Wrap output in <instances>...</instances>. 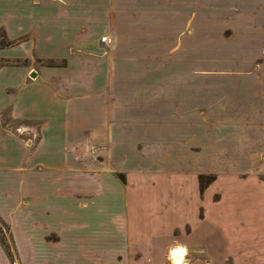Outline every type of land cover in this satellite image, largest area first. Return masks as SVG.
<instances>
[{
    "label": "crops",
    "instance_id": "obj_1",
    "mask_svg": "<svg viewBox=\"0 0 264 264\" xmlns=\"http://www.w3.org/2000/svg\"><path fill=\"white\" fill-rule=\"evenodd\" d=\"M0 31L10 42L0 47V58L5 60L0 65V172L7 180H0V186L5 185L8 190L7 201L2 203V213L9 219L12 216L16 242L18 236H29L31 229V235L35 233L36 237L48 243L44 234L55 232L62 236L66 225L56 222L58 226H47L35 213L45 209L43 205L57 208L77 197L94 193L93 187H89L90 180L94 179L86 176L84 170L90 164L86 158H82L78 165L79 160H73L69 149L82 143V133L95 130L102 136L106 130L113 153L119 156L121 146L132 145L134 140V134L131 142V138H121V130H128L125 132L127 136L140 129L146 131L151 128L152 114L157 108L160 109V117L162 113L170 112L162 104L161 95L155 109L148 105L146 99L150 96L146 94L150 90L147 88L132 89L129 85L131 89L126 91L105 90L104 77L88 73L87 67L94 62L103 66V59L90 57L100 52V38L106 35V44H111L113 39L118 50L198 49L200 43L207 44L209 48L264 50V0H0ZM14 59L19 62L8 63ZM43 60H61L63 63H39ZM263 64L264 59L261 73L243 75L241 84L233 81L234 84L229 89L227 87L224 96L228 99L224 104L214 102L213 106L209 105L212 109L209 112L230 114L231 121L224 124L242 130L240 140H245L246 145L258 146L262 143L260 138L264 136ZM174 106L177 107L174 113H184L183 106ZM155 121L159 124V121ZM25 124H29L27 127L31 129L34 125L40 132L39 140L30 147L25 144L23 135ZM18 126L21 134L17 131ZM207 145L213 147L215 142H208ZM206 155L208 160H226L217 158L212 150ZM223 156L227 157V153ZM181 159L176 154L173 160L180 162ZM98 170L101 174H97L98 179L94 181L99 182V190L105 191L108 187L103 185L104 176H113L102 169ZM128 176L135 177L134 174L133 177L131 174ZM136 177L140 182L142 176ZM175 177L178 178V175ZM170 178L173 179L172 176ZM137 184L141 183L128 181L123 187L125 198L129 190L140 187ZM251 186L264 189V185ZM204 189L201 191L198 188L200 193ZM11 191L17 192L14 198ZM184 192V189L175 192V196H178L176 203L172 200L173 195H170L173 192L168 191L158 193L145 204V211L148 206L152 207L149 217L159 222L158 229H146L135 223L131 231L126 202V237L136 235L133 242L148 243L149 251L145 248L144 257L149 259L150 254H156V260L150 264L164 263L166 251L175 246L173 242L177 236L173 234V228L183 223L185 210L194 209V202H190L191 206H188L189 203L183 204L181 195ZM147 194L144 192L142 195L145 197L142 198L146 199ZM50 197L51 203L46 202V198ZM158 197L162 198V202H167V206L161 205ZM18 199L22 201L21 204ZM205 208V217L193 223L197 225L196 229L200 228L199 232L215 233L213 230L219 226L217 222L229 213L212 215ZM28 210L29 214L26 213ZM61 211L71 212L68 208ZM116 212L112 220L113 236L120 230L121 216L119 211ZM173 215L177 217L176 221L172 220ZM14 217L16 219L13 220ZM224 226H219L221 232L215 234L227 244V235L224 238L223 235L228 231ZM241 228L242 232H246L244 227ZM235 229V233L240 232V227ZM251 229L254 231L256 228ZM156 230L160 231L159 236H155L158 235L155 234ZM228 235L235 236L231 231ZM227 246L223 250L232 252L240 264H264V249L255 244L246 246L239 239L233 246L235 249L229 250ZM220 253H214L218 257L215 264H221ZM192 264L201 263L195 261Z\"/></svg>",
    "mask_w": 264,
    "mask_h": 264
},
{
    "label": "rangeland",
    "instance_id": "obj_2",
    "mask_svg": "<svg viewBox=\"0 0 264 264\" xmlns=\"http://www.w3.org/2000/svg\"><path fill=\"white\" fill-rule=\"evenodd\" d=\"M9 43L0 31V47ZM100 43V52L90 57L103 59V66L95 65L94 62L87 67V71L89 74L104 77L105 90L126 91L131 89L129 85L132 89L147 88L151 92L146 94L150 96L146 99L148 105L155 109L159 105L161 95L162 104L166 105L170 112L162 113L160 117V109L157 108L152 114V119L150 118L151 128L146 131H130L132 135L130 133L131 136H127L125 132L128 130H121V138H131V142L134 134V140L132 145L130 143L128 146H121L119 156L114 155V150L109 144L110 137L105 134L106 130L102 136L95 130L82 133V143L69 147L73 160L86 158L90 167L88 171L84 169L85 174L94 180L98 179L97 174H101L98 169L111 173L113 177L104 176L103 185L108 187L105 191L99 190L98 181L90 180L89 187H93V194L77 197L57 208L43 205L45 209L35 213L47 226H58L56 222H64L66 225L65 231L61 232L62 236L55 232L44 234L48 243L39 239V236L36 237L35 233L31 235V229L29 236H18L16 242L17 233L12 230L15 229L11 225L12 216L9 219L2 213L8 190L5 185L0 186V264H150L149 262L156 260V254H150L149 259L144 257L145 248L149 251L148 243L140 241L136 244L133 242L136 235L126 237V204L128 203L129 207L127 215L131 231L132 224L135 223L143 225L146 229H158L159 222L152 221L149 217L152 207L148 206L145 211V204L152 201L158 193L168 191L173 192L170 195H173L172 200L176 203L178 196H175V192L179 189L185 190L181 195L183 204L189 203L188 206H191L194 202V209L185 210L183 223L173 228L172 232L177 236L173 242L175 246L166 251L162 264H171L172 250L180 246L187 248V264L195 261L201 264H215L218 258L214 254L216 252H221V264H240V260L234 257L232 252L223 250L227 244L229 250L235 249L233 246L239 239L243 245L255 244L264 249V189L251 186L264 185V136L260 138L262 145H246L245 140H240L242 130L232 129L228 124H224L231 121L230 114L209 112L212 110L209 105L224 104L228 99L224 96L227 87L229 89L234 83L241 84L243 75L261 73L264 50L223 49L214 46L209 48L207 44L200 43L198 49L133 51L115 49L113 39L111 44ZM45 61L51 64L63 63L61 60H43L39 63ZM4 62L5 60L0 58V65ZM18 62L17 59L8 61ZM174 105L183 106L181 108L184 113H174L177 109ZM155 120L159 121V124ZM28 125H24L23 135L25 144L30 147L33 142L39 140L40 132L34 125L32 129L28 128ZM17 131L21 134L19 126ZM208 142H215V146H208ZM211 150L217 154V158L226 160H208L206 154ZM225 153L227 157L223 156ZM176 154L182 157L180 162L173 160ZM129 174L132 177L134 174L135 177L129 178ZM176 174L178 178L175 177ZM136 175L142 176L140 182H137ZM0 176V180L7 181L1 172ZM200 176H203V182H208L203 191L204 193L206 190L204 195L198 190ZM128 181L141 184H137L140 187L134 191L129 190L128 197L125 198L123 187ZM15 191H11L13 198L17 193ZM144 192L148 193L146 199L142 198L145 197L142 195ZM158 200L161 205L167 206V202H162L161 197ZM19 202L21 204L22 201ZM46 202L51 203V197L46 198ZM205 207L212 215L218 212H221L220 216L229 213L217 222L219 226L225 225L227 231L235 235L232 237L228 232L223 235V238L227 235L225 240H229V243L226 244L215 234L221 232L219 226L213 230L215 233L199 232L200 228H195L197 225L193 222L205 217ZM63 208H68L71 212L64 213L61 211ZM153 209L157 210V207L153 206ZM116 211H119L121 216L120 230L113 236L112 220L117 214ZM26 213L29 214L30 210ZM172 220L176 221L177 217L173 215ZM41 227L43 224L40 229ZM237 227H240L239 233H235ZM241 227H244L246 232H242ZM253 227L256 228L254 231L251 229ZM159 233L160 231L156 230L155 234L158 235H154L159 236ZM59 241L61 242L58 243Z\"/></svg>",
    "mask_w": 264,
    "mask_h": 264
},
{
    "label": "bare ground",
    "instance_id": "obj_3",
    "mask_svg": "<svg viewBox=\"0 0 264 264\" xmlns=\"http://www.w3.org/2000/svg\"><path fill=\"white\" fill-rule=\"evenodd\" d=\"M186 249V254L184 255H173L174 252H177L178 250H184ZM188 251H187V248L184 247V246H180V247H175L173 250H172V253H171V264H187L185 262V256L187 255Z\"/></svg>",
    "mask_w": 264,
    "mask_h": 264
},
{
    "label": "trees",
    "instance_id": "obj_4",
    "mask_svg": "<svg viewBox=\"0 0 264 264\" xmlns=\"http://www.w3.org/2000/svg\"><path fill=\"white\" fill-rule=\"evenodd\" d=\"M202 178H203V176H200V180H199V188H200L201 191H202V190L207 186V184H208L207 181H206V182H203Z\"/></svg>",
    "mask_w": 264,
    "mask_h": 264
},
{
    "label": "built area",
    "instance_id": "obj_5",
    "mask_svg": "<svg viewBox=\"0 0 264 264\" xmlns=\"http://www.w3.org/2000/svg\"><path fill=\"white\" fill-rule=\"evenodd\" d=\"M108 41V38L106 35L101 37V42L106 43Z\"/></svg>",
    "mask_w": 264,
    "mask_h": 264
},
{
    "label": "snow or ice",
    "instance_id": "obj_6",
    "mask_svg": "<svg viewBox=\"0 0 264 264\" xmlns=\"http://www.w3.org/2000/svg\"><path fill=\"white\" fill-rule=\"evenodd\" d=\"M183 254V250H178L177 252H174L173 255H182Z\"/></svg>",
    "mask_w": 264,
    "mask_h": 264
},
{
    "label": "clouds",
    "instance_id": "obj_7",
    "mask_svg": "<svg viewBox=\"0 0 264 264\" xmlns=\"http://www.w3.org/2000/svg\"><path fill=\"white\" fill-rule=\"evenodd\" d=\"M184 254H186V249L183 250V254L182 255H184Z\"/></svg>",
    "mask_w": 264,
    "mask_h": 264
},
{
    "label": "water",
    "instance_id": "obj_8",
    "mask_svg": "<svg viewBox=\"0 0 264 264\" xmlns=\"http://www.w3.org/2000/svg\"><path fill=\"white\" fill-rule=\"evenodd\" d=\"M34 75H35V73L33 72V73H32V76H34Z\"/></svg>",
    "mask_w": 264,
    "mask_h": 264
}]
</instances>
